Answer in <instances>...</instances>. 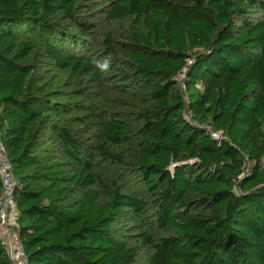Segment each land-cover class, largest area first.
<instances>
[{
    "label": "trees",
    "instance_id": "trees-1",
    "mask_svg": "<svg viewBox=\"0 0 264 264\" xmlns=\"http://www.w3.org/2000/svg\"><path fill=\"white\" fill-rule=\"evenodd\" d=\"M0 133L25 264H264V0H0Z\"/></svg>",
    "mask_w": 264,
    "mask_h": 264
},
{
    "label": "built area",
    "instance_id": "built-area-1",
    "mask_svg": "<svg viewBox=\"0 0 264 264\" xmlns=\"http://www.w3.org/2000/svg\"><path fill=\"white\" fill-rule=\"evenodd\" d=\"M181 78V76H180ZM215 137L217 135H214ZM0 240L6 249V254L12 264H25L26 256L23 246L17 239V235L12 227L9 226L8 216L15 210L14 188L15 178L11 164L7 158L5 147L1 140L0 133Z\"/></svg>",
    "mask_w": 264,
    "mask_h": 264
},
{
    "label": "crops",
    "instance_id": "crops-1",
    "mask_svg": "<svg viewBox=\"0 0 264 264\" xmlns=\"http://www.w3.org/2000/svg\"><path fill=\"white\" fill-rule=\"evenodd\" d=\"M8 223L9 226L12 227L13 229L16 228V210L10 212L8 216Z\"/></svg>",
    "mask_w": 264,
    "mask_h": 264
}]
</instances>
